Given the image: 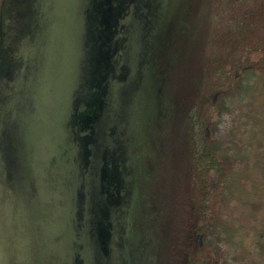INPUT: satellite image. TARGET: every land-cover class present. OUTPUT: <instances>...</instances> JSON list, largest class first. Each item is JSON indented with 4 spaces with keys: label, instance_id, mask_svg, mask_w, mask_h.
I'll return each instance as SVG.
<instances>
[{
    "label": "water",
    "instance_id": "obj_1",
    "mask_svg": "<svg viewBox=\"0 0 264 264\" xmlns=\"http://www.w3.org/2000/svg\"><path fill=\"white\" fill-rule=\"evenodd\" d=\"M190 1L0 0V264L168 262L152 227L135 230L147 192L132 154L177 114L178 97H165L154 68L163 51L177 60L182 31L190 45L179 56V100L201 81L193 42L217 99L203 108L209 134L194 150L193 208L182 226L191 235L196 221L200 243L184 240L181 256L217 263L203 238L225 164L210 128L224 113L218 97L243 73L264 77V13L260 0H210L193 22Z\"/></svg>",
    "mask_w": 264,
    "mask_h": 264
},
{
    "label": "flooded vegetation",
    "instance_id": "obj_2",
    "mask_svg": "<svg viewBox=\"0 0 264 264\" xmlns=\"http://www.w3.org/2000/svg\"><path fill=\"white\" fill-rule=\"evenodd\" d=\"M260 1L261 12L264 13V0ZM190 2L193 22H197L202 13L207 12V8L210 10V0H191ZM205 22L204 19L203 23ZM184 34L185 32L182 31V36L177 37L178 49H173L175 52H179V56L183 55L190 45L188 41L190 37ZM200 36L202 37L199 32L197 37ZM185 40L187 41L184 43ZM191 40H194V36ZM192 44L196 61L200 62L195 65L196 74L201 77L200 84L194 89V93L186 98V101H180V76L184 69L183 60L178 56L173 63L171 62L173 54L163 51L155 63L156 83L160 89L165 87V97L172 98L173 95L178 97L177 114L171 118L168 117L169 120L163 126L158 124L152 126L149 130L150 140L135 149L132 154L133 159L140 162L141 168L146 174L139 181L141 187H145L147 192V196L142 202L145 207L144 214L138 215L137 224L134 227L139 232L150 227L154 229L159 239L166 245L163 250L168 261L166 264L187 263V260L182 258L180 249L184 240L197 242L196 245L200 243V236L197 235L198 228L194 227L196 221L190 227L196 232L192 231L191 235L184 233L182 226L187 215L185 207L188 210L193 208L190 199L192 185L189 186V181L194 167V150L196 148L205 150L209 134L208 127H205V120L202 117L203 108L205 110L215 106L217 92L212 93L205 89L201 70L203 49L195 46L194 42ZM169 74L172 75V80L169 79ZM196 103H198V108ZM201 105L204 107H200ZM202 123H204L203 126ZM143 216L150 220L145 221ZM151 218L156 220L154 225H152ZM169 233L173 239L171 245H169Z\"/></svg>",
    "mask_w": 264,
    "mask_h": 264
},
{
    "label": "rangeland",
    "instance_id": "obj_3",
    "mask_svg": "<svg viewBox=\"0 0 264 264\" xmlns=\"http://www.w3.org/2000/svg\"><path fill=\"white\" fill-rule=\"evenodd\" d=\"M218 103L211 150L225 174L203 243L216 264H264V77L243 73Z\"/></svg>",
    "mask_w": 264,
    "mask_h": 264
}]
</instances>
